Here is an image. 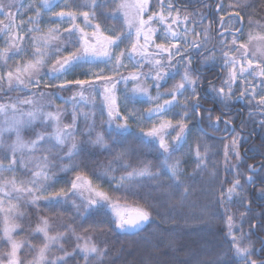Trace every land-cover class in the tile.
<instances>
[{
	"label": "snow or ice",
	"instance_id": "snow-or-ice-1",
	"mask_svg": "<svg viewBox=\"0 0 264 264\" xmlns=\"http://www.w3.org/2000/svg\"><path fill=\"white\" fill-rule=\"evenodd\" d=\"M108 3L109 0H85L83 4L64 0L60 10L53 11L59 0H27L20 7L16 0H0V93L30 89L38 92L0 100V241L7 246L0 250V264H25L21 256L25 248L33 253L28 264H107L110 248L106 242L97 241V234L106 230L138 233L152 219L147 203L129 202L128 194L137 195L134 188L155 182L157 188L167 189L169 199H177L181 205L193 194V185L186 182L181 165L184 157H190L194 163L193 174L187 180H194L207 169L209 146L199 138L194 144L189 143V125L205 123L214 131H219L223 124L224 130L234 133L223 151L225 171H235L234 178L231 182L221 181L218 194L216 190L212 192L217 208L223 209L221 219L226 227L227 247L201 245L189 264H264V207L254 211L257 201L264 202V161L258 165L246 163L241 154L243 137L236 131L235 118H224L225 110L236 101L246 102L250 119L254 112L264 116V35L249 31L247 43L240 39L245 35L242 13L255 8L254 0H236L228 6V21L223 15L219 17L217 38L226 72L219 87L208 80L205 91L211 94L212 107H205L200 93L204 81L195 73L200 67H214L217 57L215 53L203 56L197 67L192 62L193 54L208 50L212 39L211 24L202 31L196 30L197 23L205 19L203 13L199 20L196 13L182 15L173 0H111L115 4L113 11H101ZM222 7L217 5V11ZM21 8L33 13L27 21L22 18ZM46 13H51L52 24L67 21L68 26L63 30L59 26L42 29L40 22ZM121 15L123 24L119 30L105 28L100 22V17L120 19ZM188 23L193 27L189 28ZM247 23L250 29L264 28L252 14H248ZM157 38L161 42L157 43ZM254 40L261 43L252 48ZM84 65L90 66L83 73L86 78L63 79ZM129 65L132 71L124 75L121 69L127 70ZM178 66L183 68L182 72ZM45 68L47 81L41 76ZM177 75L179 80H175ZM149 80L151 84L147 83ZM169 80L175 82L161 91ZM120 83L125 85L124 111L116 94ZM73 87L76 91L65 101H71L73 106L70 122L63 120L66 110L59 106L55 111L45 110L43 101L49 100L50 106L52 97ZM153 87L155 95L151 92ZM89 90L101 96V116L105 111L107 115L102 120L107 124L105 131L97 130L95 111L78 110L81 102H94V97L86 95ZM137 104L148 107L138 108ZM217 106L220 115H214ZM37 121L41 130H34L33 138L25 139L22 129L32 128ZM133 124L139 128L140 144L156 145L163 158L156 165L143 160L133 165L130 150L122 147L97 176L107 179L106 190L81 170L84 161L78 158L89 148L111 152L114 146H122L134 135ZM256 126L261 130V139L255 150L264 155V118ZM49 127L51 131L47 130ZM245 127L241 121L240 128ZM5 133L14 134L15 138L6 142ZM185 145L187 149L181 151ZM176 152L181 154L175 156ZM233 156L238 163H232ZM241 164L245 165L247 175L239 170ZM18 169L23 170V176L17 175ZM117 171L119 176L115 175ZM61 172L74 175L57 187ZM210 175H218L215 166ZM224 183H228L226 189ZM245 185L255 191L249 193ZM21 202L38 210L41 203L53 209L68 205L73 213L72 222L62 225V230H54L49 216H39L32 232L41 237L40 244L18 240L16 234L21 226L16 220L27 216L21 210ZM233 205L236 211H232ZM206 214L208 209H202L201 215ZM77 218L91 223L84 227L83 223H75Z\"/></svg>",
	"mask_w": 264,
	"mask_h": 264
},
{
	"label": "trees",
	"instance_id": "trees-1",
	"mask_svg": "<svg viewBox=\"0 0 264 264\" xmlns=\"http://www.w3.org/2000/svg\"><path fill=\"white\" fill-rule=\"evenodd\" d=\"M85 0H77V4H83ZM118 2V0H117ZM236 0H173V3L177 8L181 10V14L196 13V19L199 20V14L203 13L205 19L197 23L196 30L202 31V29L209 24H211L212 31L210 35L212 37L211 41L207 45L208 50L202 51V54H193V67H197L200 64V60L203 56L212 55L215 53L217 57V62L214 67H200V70L196 72L204 81L203 88L200 89L201 96L204 97L205 107H212V97L211 94L205 91L208 86V80H211L217 87L221 85V80L225 76L226 70L223 68L222 60L220 59V44L218 43L217 30H219L218 18L223 15L229 14V4H234ZM252 2V0H250ZM255 8L248 9L245 15L244 21V32H260L264 33V28H249L247 23L248 14H252L254 20H258L261 24H264V0H254ZM64 0H59V6L55 7L53 11H59L60 7L63 6ZM26 5L27 0H21L17 7L20 5ZM222 4L223 7L218 12L217 5ZM115 8V4L111 3L109 0L108 5L101 9L103 12H112ZM87 10V9H83ZM23 14L22 18L27 21L29 16H32V12H24V9H20ZM51 13H46L42 16L40 27L46 29L50 26H59L61 30L67 27V21L60 22L57 21L56 24L50 22ZM20 17H18L17 22H19ZM227 20V18H226ZM225 20V21H226ZM83 25L82 21H78ZM100 22L105 28H114L119 30L123 24L122 16L120 19H112L111 17L105 18L100 17ZM189 25H192L189 23ZM31 25H26L30 27ZM193 26V25H192ZM227 35V33L225 34ZM230 39V37H229ZM241 41H245V35L240 37ZM27 44L28 41L26 40ZM123 47V45H121ZM89 65H84L82 67L75 68L72 72L68 73L63 79H84L86 78L83 73L89 71ZM104 67V65H100ZM92 70L95 71V67L92 66ZM107 71V69H105ZM48 69L45 68L41 76L44 80H48V76L45 73ZM111 74V73H109ZM207 78V79H205ZM175 80H179V75L175 77ZM59 82V81H58ZM175 81L169 80L168 84L165 85L162 90L170 88L172 83ZM75 87L70 91H61L56 97H52L50 103L53 106H59L65 109L63 120L65 122H70L71 110L69 102L65 103L69 97L75 92ZM47 91H53L51 89ZM153 91V89H152ZM151 91V92H152ZM32 92H37L36 89H30L25 92H8L7 94L0 93V100L6 101L9 97L15 99L16 97H26L31 95ZM125 87L122 85L118 87L116 94L118 97V103L121 105V111H124L123 97H124ZM236 92L238 93L237 89ZM38 95V92H37ZM187 95V93H186ZM245 101H236L230 105L229 110H225L227 115L224 117H234V126L236 131L240 133L243 137V146L241 148V154L244 156L247 164H259L264 161V155H261L255 150L259 146V141L261 139V130L256 126V122L264 118L259 112H254L252 118H249L248 112L249 108L245 106ZM101 103L97 102L93 108L95 111V121L97 125V130L105 131L107 129V124H103L102 120L107 119L106 112L101 116ZM129 108L132 105L128 106ZM138 108L148 107L146 104H137ZM220 106H217V111L214 115H220ZM78 110L84 112H90V108L86 104H79ZM178 111V109H177ZM171 115V113L169 114ZM178 119L179 117H175ZM241 121H244L246 127L244 129L240 128ZM84 121L83 118L80 120V127L83 128ZM223 125V124H221ZM40 122H36L32 128H25L23 135L26 139H30L34 136V130H41ZM191 132L189 133V143L194 144L197 138L201 140L202 143H206L209 148V158L207 162V169L195 176L194 180H187L188 176L193 174L194 163L190 157H184L182 160V168L185 172L186 182L193 185V194L183 203V205L178 203L177 199H169L166 196L167 189L157 188L155 182H145L141 187H136L133 189L137 195L128 194L129 202L139 201L141 204L147 203L152 210L151 221L144 226L142 230L138 233L129 234H119L112 233L110 231H105L104 234H97L96 239L100 243L106 242L109 245L110 253L106 258L107 264H189L191 258L195 256L200 250V246L207 244L209 248L218 247L223 245L227 247V240L225 237L226 227L221 219L223 215V209H218L215 204V197L212 195L213 190H216L217 194L221 187V181L231 182L234 178L235 171H225L223 166V151L224 144L229 143L232 135L234 133L230 131H214L213 129L207 127V123L203 125L190 124ZM48 128L47 130H49ZM203 129V130H201ZM132 131L134 135H130L124 144L116 145L113 147L112 151L101 150L98 148H89V150L78 158L84 161L81 170L87 175L91 176L94 182L100 183L107 190L109 184L107 179H97L99 173H101L105 166H107L108 161L112 159L117 151L123 148H128L131 152L130 162L135 165L137 161H151L153 165L159 163V159H162L157 152V146L151 145L145 147L140 144L137 136L139 134V128L133 124ZM10 137V136H9ZM79 139H84V137H78ZM188 145H185L184 151L187 149ZM255 146V147H254ZM252 149V150H248ZM246 153V155L244 154ZM181 153H174L175 156H179ZM67 162V161H65ZM232 163H238L235 157H232ZM116 166L115 164L113 165ZM217 168L218 175L212 177L210 172L213 167ZM241 172L245 175V165L241 164ZM95 173V174H94ZM24 175L22 172L18 173ZM121 173L117 171L115 175L119 176ZM72 172L68 173H58L59 183L57 187L63 186L66 182L73 177ZM244 183L243 179L241 180ZM223 187L226 189L228 183H224ZM256 187H259L257 184ZM246 190L249 193H253L255 189L250 185H245ZM21 210L27 212V216L19 218L20 229L17 230L16 239L18 240H28L29 243L33 245H39L41 242V237L37 234H33L32 229L35 227L37 219L39 216H49L52 219L53 229L62 230V225L71 223V217L73 216L72 211L68 205L63 207L47 208L41 203L39 210L35 206H23L21 202ZM175 205V206H173ZM264 207V202L257 201L254 211L259 212L260 208ZM207 208L208 214L201 215L202 209ZM68 209V210H66ZM242 210V209H241ZM232 211H236V206H232ZM76 224L83 223L84 227H87L91 220L81 221L79 218L75 221ZM247 229V224L244 225ZM7 246L0 241V250L5 249ZM191 254V255H190ZM21 256L24 260L31 258L33 253L27 248L23 249Z\"/></svg>",
	"mask_w": 264,
	"mask_h": 264
},
{
	"label": "rangeland",
	"instance_id": "rangeland-1",
	"mask_svg": "<svg viewBox=\"0 0 264 264\" xmlns=\"http://www.w3.org/2000/svg\"><path fill=\"white\" fill-rule=\"evenodd\" d=\"M21 0H16V4H18L19 2H20ZM118 2H119V0H118ZM153 10H155V9H153ZM183 15V14H182ZM122 16V15H121ZM123 18V17H122ZM226 20V19H225ZM218 21H219V18H218ZM226 21H228V18H227V20ZM81 26H83V25H81ZM174 27H176V26H174ZM188 27L189 28H191V27H193L192 25H189V23H188ZM180 29L181 30H183V25H181L180 26ZM248 30L246 31V32H244L245 33V43H247L248 41H247V34H248ZM253 33V35H257V34H259V35H264V33H260V32H252ZM159 42H161L160 41V39L159 38H157V43H159ZM259 43H261L260 41H257V40H254V41H252V44L250 45V47H252V48H254L256 45H258ZM127 62V61H126ZM179 67V66H178ZM145 71L147 70V68H145L144 69ZM121 71L123 72V74L124 75H127L128 74V72L129 71H132V68H131V65H129V68L127 69V70H125V69H121ZM179 71L180 72H182L183 71V68L182 67H179ZM224 78V77H223ZM117 79H118V77H117ZM147 83L148 84H151L152 83V81L151 80H149V81H147ZM123 86V87H125V85L123 84V83H120V84H118L117 85V89H118V87L119 86ZM132 85H131V83H129V85H128V87H131ZM117 89H116V91H117ZM152 89H153V91H152ZM151 89V91H152V95H155L156 94V90H155V88L153 87ZM166 90V89H165ZM165 90H162L161 89V91H165ZM76 91V90H75ZM237 91H238V93H239V88L237 89ZM238 93H237V95H238ZM73 95V94H72ZM86 95L87 96H89L90 98L91 97H94L95 99H94V102L93 103H88V102H81L80 104H86V105H88V107L91 109L90 110V112H92L93 111V108H94V106H95V104L97 103V102H100L101 103V96L98 94V93H96V92H93V91H91V90H89V92L88 93H86ZM70 98V97H69ZM69 98H68V100H69ZM43 103L46 105V108H45V110L46 111H55V109H56V106H53L51 103H50V106H48L49 105V100H45V101H43ZM69 104H70V106L71 107H73L72 106V103H71V101H69ZM147 105V104H146ZM148 106V105H147ZM72 111V110H71ZM106 112V111H105ZM37 122H39V121H37ZM150 126V125H149ZM50 128V127H49ZM25 130V128L24 129H22V132H21V134L23 135V131ZM48 131H51V128L48 130ZM224 131H226V130H224V126L223 125H220V130H219V132H224ZM173 135H174V133H173ZM10 136V137H9ZM23 137H24V135H23ZM5 141L6 142H10L11 141V139H14L15 137H14V134H9V133H5ZM25 138V137H24ZM33 138V137H32ZM26 139V138H25ZM23 173L24 174V172H23V170L22 169H18V171H17V175L18 176H23V175H21V174H18V173ZM5 175H8L7 173L5 174ZM14 203H15V201H13ZM19 219V218H18ZM18 219L16 220V223L17 224H19V221H18ZM31 259H32V257L31 258H28V259H26L25 260V264H28V262L29 261H31Z\"/></svg>",
	"mask_w": 264,
	"mask_h": 264
},
{
	"label": "water",
	"instance_id": "water-1",
	"mask_svg": "<svg viewBox=\"0 0 264 264\" xmlns=\"http://www.w3.org/2000/svg\"><path fill=\"white\" fill-rule=\"evenodd\" d=\"M228 18V14L226 16H224V19Z\"/></svg>",
	"mask_w": 264,
	"mask_h": 264
},
{
	"label": "built area",
	"instance_id": "built-area-1",
	"mask_svg": "<svg viewBox=\"0 0 264 264\" xmlns=\"http://www.w3.org/2000/svg\"><path fill=\"white\" fill-rule=\"evenodd\" d=\"M244 154L246 155V153L244 152Z\"/></svg>",
	"mask_w": 264,
	"mask_h": 264
}]
</instances>
